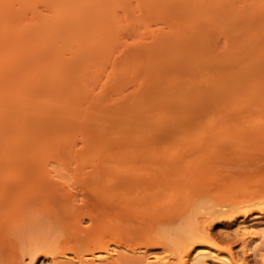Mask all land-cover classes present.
Wrapping results in <instances>:
<instances>
[{
    "label": "bare ground",
    "instance_id": "6f19581e",
    "mask_svg": "<svg viewBox=\"0 0 264 264\" xmlns=\"http://www.w3.org/2000/svg\"><path fill=\"white\" fill-rule=\"evenodd\" d=\"M241 1L245 0H0V160H3V156H6V153H4V151L10 153L11 149L13 151L17 150L13 148L21 145L20 143H17L16 145V142L20 138L17 141H13V139L10 140V136L12 137V135H14L12 133L13 131H15L14 133L18 134V137L20 133H23V129L21 127L23 125L21 121L24 124L25 119L26 121L28 118H30V120H32L33 118L37 119L39 115L34 116L32 114L36 111L35 109L33 110V107L35 108L36 106V109L44 108L43 106L45 102L43 103L41 101L45 100L40 99L41 94L39 93H42V91L46 89L47 92L48 89L51 88H54V90L62 89L58 88V86L60 87L59 81H61L62 79L61 76H63L65 73V70H62L65 67L68 68L67 66L72 67V65H74L68 63L71 62V60L69 61V59H72V57L70 58V56L75 53V49L73 50V45H76V51L77 49L79 51L80 47L85 46V49L82 47V51L84 53L87 51V49L91 48L90 51L92 50L94 56L96 54L100 55L96 56L98 58L97 60L102 59L101 65L103 71H101V68L99 67L100 69H98V73L100 71L102 72V74L105 73L104 70L108 69L105 68L107 66L106 64H109L111 62V60L110 62H108L109 59H111V57L109 58V56L111 55L114 58V54L117 53V51L115 50L119 48V51L121 48L119 45V47L117 46L116 48V46H114L113 44H118L120 42L122 44L126 43V41L122 42V37L121 41L118 42V38L120 39L119 36H125L122 34L123 32L125 33V31H122L124 29L118 27L120 25L118 21L121 22V19L119 20L120 17L118 15L119 9L124 10V13L127 11L130 14L135 13L134 15L138 16H140L141 13V16H147L148 12V16H156V12L157 15H162V17L159 16V18L162 19V22H166L167 24L162 23L158 18V21L162 24L160 23V25H158L157 23L159 22L156 21L157 29H153L152 25L150 27V24L149 26L146 24L148 27H145V25V29L141 32V35L143 36L140 37H143V39H141L140 41L145 42L143 43V45L145 44L146 47H152V45L148 46L149 44H151V42L148 44L146 41H149V39L153 37L154 40L162 42V40L165 38V36L163 38V35H165L166 31L168 33H166V38L167 36H170L169 33L173 32L170 28L171 25H168V23L172 24V26L174 27L172 28L174 30V33H181L179 32V29L181 30V26L177 25L185 24L187 20L185 21V23L182 20L180 22L177 21L178 18H176V15L179 14L181 16L188 12V17H186L187 15H184V17L186 18H182L183 20L188 19L187 22H189V20L190 22L193 21L191 20L192 16H194V18L196 17V21L197 19L200 20L201 17H204L205 19L203 18L201 19V21L203 20L202 22H206L207 24L209 23V25H212V27L217 22H220V25L218 23L216 24L218 25L216 27H219V29H221V22L224 19L226 22H223L228 24L229 21L230 26V23H232V21L234 20L235 14L239 16V20L247 19L246 15L249 14V11L253 9L252 13L254 14L253 11L257 9L254 10V8L251 7L252 5H248V2H246V7L244 6L245 4L240 5L239 3ZM177 6L179 8L176 9ZM168 7H171V9L178 11L177 12L172 10L176 12L174 13L175 17L172 15L171 11L172 18L168 19L167 16H169L170 14L168 13V10H165L169 9ZM182 8L183 10H185L184 13L180 12ZM162 10L164 13L168 14H162ZM137 11H141L140 15L136 14L139 13ZM127 12L125 13L126 16L129 15ZM262 14L263 15L261 19L264 18V13ZM197 15L199 16L197 17ZM223 15H225L224 19H222ZM245 16L246 18H244ZM219 17H221V19ZM228 18H230V20ZM173 19L175 20L173 21ZM206 19L207 21H211L207 22ZM219 19L220 21H218ZM248 20H250L251 22V18H249ZM175 21L178 22V24L175 23ZM223 22L222 25L224 24ZM245 22L247 21L245 20ZM241 23H244V21H242ZM131 24L134 25L133 21ZM163 24L164 26L162 28ZM193 24L194 23H191L188 26V24L186 23L185 25L187 27H190V25L192 26ZM137 25L140 24L137 23ZM166 26L169 29L166 28L165 30ZM175 26L180 28H178L177 30ZM149 27L152 28V30ZM159 27L164 30H160L161 32H156L157 30H159ZM167 29L170 31H168ZM219 29L216 30L219 31ZM146 30L147 34L144 33V31ZM212 30H215V28H213ZM230 32L233 33L232 29L230 30ZM174 33H172L173 38L174 35H176ZM180 35L181 34H178V37H176L178 38V42L179 40L182 41L184 39L182 36L180 37ZM144 37L147 38V40ZM184 37H186V35ZM166 38L164 39V41L167 42ZM169 39H172V37H169ZM185 39L183 41L187 45V40ZM168 42L171 43V46L174 43V39L168 40ZM225 43L226 48L228 49L227 51L229 53V65L227 71L228 73L226 72L227 74L225 75L226 79L223 78L224 82L226 80V85L225 83L223 85L227 89L225 91H228L226 92V94H228L226 95V98H228V100L226 101H228L229 104L227 105V103H224L225 107H227L226 110V108L223 107V105L220 103L225 109V111H222L223 114H220L218 116L220 120L218 119V117H215L216 119H213V121H216L208 122L210 123V125H208L207 127H205L207 123L204 125L202 124L203 126L200 125L198 127V133L200 134L199 136H201V134H204L203 136L207 138L211 137L208 138L210 140L218 135L222 140L223 143L220 142L221 140L218 139V137H215L213 139L215 142L213 140H210L212 143H216L214 144V146H219H217L218 149L214 148L213 144H211V142L209 141V143L211 144H209L211 154L213 155L214 153L216 157V159H214L217 160V163L221 160V157L225 155V152L222 150H228L226 149L227 147L229 149L239 150V156H247V154H250L256 149H264V144H261L263 143L262 141H264V59L258 61L253 68L245 69V67H242L241 69H238L241 62H243L244 60L246 61V59L252 54L253 49L256 48L258 44L261 43V41H254L245 44L241 38H227ZM176 44L177 42L175 40V44L173 45L177 46V48H183V46H185V44L181 46V44L183 43H178L177 45ZM68 45L70 46L67 47ZM159 45L161 44L159 43ZM178 45L180 47H178ZM70 47H73V51L70 50L73 53L71 52L70 56H68L69 53L67 51ZM109 48H112V50L113 48H116L115 50H113L115 52H112ZM153 48L154 47H152V49ZM82 51L80 50L79 53H83ZM90 51H88V53ZM108 51L110 52V54ZM118 53L116 54L118 60L116 58L114 59V62L115 60L117 61L113 63L114 65L112 64L113 68L115 67V65L117 66L116 63H118L120 61L119 59H121V56H118ZM85 54H87V52ZM74 55L77 56L76 59H82V57L80 56V58L78 55H76V53ZM89 55L93 56L91 52L89 53ZM66 56L69 57V59H67ZM75 56H73V58H75ZM104 59L107 60V62L104 61ZM74 60L75 59H73L72 61L74 62ZM78 60L75 63H77ZM66 64L68 65L66 66ZM159 64L155 65L154 69H156L157 66L159 68L162 65ZM117 67L116 69H114V72L112 69L111 72L107 73L106 71L105 74L110 75V73L113 72L112 74L116 75V73L119 72V70H117ZM236 67H238V70L236 69ZM89 68L91 67L85 68L86 70L84 71H87ZM126 68L122 69L123 71L120 72L121 75L123 74L124 70L130 69V66L128 65ZM68 69H66L68 73L72 71L71 68L69 69L71 71H69ZM218 70L220 71L221 69H216V73L221 74L220 72H218ZM90 71L91 69H89L88 74ZM158 71H161V68H159ZM214 71L215 67L213 69V73ZM209 72L212 73V69ZM69 74H72V72ZM112 74L110 75V77H113ZM104 75H101V78H103ZM109 75H107V78H105V80L103 79L104 83L108 80V78L110 79ZM212 75L213 74H211L210 77L212 78V80H214L217 75H215V77L213 76L214 78L212 77ZM97 76L96 82L100 79V77H98L97 80ZM219 78L221 79L222 77L219 76L218 79ZM100 82L101 81L97 82V84L99 83L98 85L95 83V86L97 85V87L101 88L102 86H100ZM215 82L212 83L215 85ZM219 82L220 84H222L223 81ZM219 82L218 84L216 83V87L219 86ZM104 83L102 84L104 85ZM97 87H92L91 91H96ZM216 87L214 88L216 89ZM245 87L249 88V94L243 95L242 98L241 96L238 97L237 93ZM124 89L125 88H123V90ZM49 91L51 93L53 92L52 90ZM93 91L92 93H94ZM48 94H42L41 96L45 97ZM77 94L79 93L77 92ZM68 95L70 97V94ZM38 97L39 99H37ZM63 98L64 97H61V99ZM87 98L90 99L89 97ZM33 99L40 100L39 104L37 102V105H32L34 103ZM50 101L52 100L50 99L49 103ZM143 103L145 104V102ZM53 104L54 101H52V104L50 103V106H53ZM220 104L219 107L221 108ZM45 105L48 110V103L46 102ZM52 106L51 109L54 108V106L53 108ZM216 106H218V104ZM223 108L218 109L220 111ZM31 111L33 112L31 113ZM38 111H36V114H38ZM41 111L42 114L46 112L45 110ZM29 113L30 115L32 114L33 117L29 115L30 117L27 116V118L26 115ZM39 114H41V112H39ZM24 116L26 118H24ZM21 117L24 119L22 120ZM27 122H25V124ZM200 127L204 129L202 133H200L199 131ZM223 128L225 129L223 130ZM202 129L200 130L202 131ZM220 129L223 130L221 131V134H223L224 137L221 136V134L219 135ZM227 129L229 130L226 132ZM169 132L170 131H167V133ZM177 134L175 133L176 136ZM168 137L169 139L167 138V136H165L167 140L172 139L170 136ZM174 137L175 136H173V138ZM205 137L203 138L206 141L207 139H205ZM189 139H186L183 143H181V145L184 144L183 146H180L178 149L174 148V151H169V158V154H166L167 151H164L163 154L167 155V158L165 159H162L160 156H162L163 154L159 153L162 155L159 156L156 154V157H159V159L155 160L156 157L153 156V154L155 155V153L159 151L155 145L152 146L155 150V153L153 154L149 152H153V149L150 146L145 147V149L150 147L149 150H147L150 153V158L152 156L153 161H150L151 159H149V156H147L148 153L144 149L142 151H135L134 148V151H131L133 150L132 148L129 151L127 149V151L124 150L123 152H113L110 150H108L109 152L107 150H103V152H96V150H94L89 156H87V158H91H88V160L86 158L87 161L94 159L93 168L91 169H86L87 166L85 165V162L87 161L84 160L82 162H84L83 166L85 168L83 166H78L79 168H76L77 166H69L68 169L66 167L65 170L62 171L61 169L58 170L56 168H51L49 167V165L44 166L42 172L45 176L44 178L42 177L43 179H39L37 181L39 190L51 193L54 192V194L58 195L63 192L59 195L58 198L63 201V204L59 202L61 206H63V209L64 207H69L70 210H76V213L74 214V224L72 223L73 227L76 229L74 230V233H71V236H73V238L79 242L85 240L83 242H86V244L88 245L92 244L91 247L93 246L94 248H91V250L89 249L86 253H82L77 250L70 251L61 247L59 248L58 246H49L48 243H45L43 245L32 247V249L28 251L29 261L26 262V264H37L38 256L40 255H45L48 264H264V201L260 203L256 210L249 206L238 210L235 208L236 206H228L227 203H224L222 201L209 203L200 200L201 203H199L198 201L201 197H196L197 195H211V193H214V195L217 196V194H220L219 190H223L222 192H232V190L228 191L227 185H225L229 179L228 178L227 181L224 180L227 176L224 175L225 169H219V171H217L218 168L215 161H213L215 163L214 165H216L215 167H211L210 164L209 166L206 165L207 162L205 164V161L201 157H198L200 156L198 147L195 148L192 143V139L191 141ZM240 139L242 140L239 141ZM228 140L231 142L230 144H234L230 145L228 143ZM225 141H227L226 144L228 143L229 146L224 144ZM256 141L260 142L258 143L259 145L256 144ZM240 142L244 145L243 147ZM72 143L73 148L71 145H69L70 148L68 149L72 150L73 153V151H78L74 149L78 142ZM185 143H187L188 145H185ZM251 143L253 145H257L255 146L254 150H251L253 146L251 145ZM221 144L222 147H227L222 149ZM135 146L133 145V147ZM138 146L140 147V143L137 144V147ZM184 146H188L189 149L188 147L185 148ZM238 146L241 148H239ZM126 147L130 148V146ZM17 148H19V146ZM184 148L187 149L189 153L185 151ZM246 148H249V150L251 151H246ZM240 149H242V151H240ZM70 150L69 152H71ZM190 150L192 152L195 150V152H193L195 155L190 152ZM217 150H219L218 153ZM220 151L223 153L221 154ZM243 152H245V154ZM185 153L188 154L186 155ZM220 154L221 157L218 159L217 157ZM181 155L184 158H182ZM164 157L165 156H163V158ZM96 158L99 162L95 163ZM179 158L181 159V161L179 160ZM207 158L208 157L206 156L205 160H207ZM145 159H148L147 162L150 161L152 164L157 161L160 162L161 160L162 164L157 162L158 167L153 171L152 164L149 165L148 163H145L146 165H149V167L152 166V169L150 168L151 173H148L149 171H147L146 174H143L142 171L140 172V170L146 171L144 170L146 165L143 168L144 163H141L140 165L138 164V162H144L142 160ZM197 160L198 162L195 163ZM202 160L204 163L202 162ZM179 162H182L184 166ZM97 163L98 165H96ZM191 163H193L194 165ZM199 164H202V167ZM198 165L199 167H201L200 170H198ZM177 166L180 167V169L176 168ZM215 168H217L215 170L217 172L214 171ZM31 172L32 173L29 174L20 173V179L12 186H7L8 194L6 192L4 195L0 196V210L4 209L5 207H7V205L9 206L10 204L14 205L15 203L19 202L22 206L29 205L33 201L34 194L30 195V198L26 200L17 197V195L15 194L13 196L11 195L13 191L20 190L26 186H29L32 181L30 179V175L33 174V171ZM16 173L19 172L16 171L13 174L16 175ZM217 173H222V175L225 176V178L223 176V179L222 177L221 180L219 179V183L216 182L218 180L216 177L219 176L217 175ZM205 174L206 176L204 177ZM214 174H216V176ZM207 177L209 178V180L207 179ZM4 179H6V176H3V174L0 175V183H2ZM214 179L217 180L215 181ZM251 179L252 181H249ZM222 180L223 183H225L224 188L223 183L220 185ZM253 181L254 179L251 177L248 179L247 184H252ZM259 181L260 182H256L255 180L256 184H252L251 187L257 185V183L260 184L261 194L259 195L258 193H255L251 195L248 201L252 202L264 196V179L263 184L261 180ZM210 182L212 184L218 183L217 187L213 186L214 191L213 189L208 190L210 187L212 188ZM204 184L206 186H203ZM207 184H209V188H207ZM121 187L124 188L122 189ZM234 191L236 192L237 190L233 189V192ZM166 194H169L170 199H164V197H167ZM160 195L161 198L159 197ZM162 196L164 200L162 199ZM161 199L164 202H162ZM166 200L167 202H165ZM196 200L198 201L195 202ZM192 201H194L197 206H193L195 203ZM41 202L44 204L43 206L47 207L48 209L52 208L53 210H56L52 205L47 203L46 200H41ZM189 202H191V205L189 204ZM69 208L67 210H69ZM20 210L21 209H19L17 206L14 209V213L19 214ZM126 214L131 219L127 218ZM140 214H147L148 216L152 217L156 221L155 224L153 225L154 222L152 219H150L151 221L148 222V224H145V222H147V220L144 221L146 217H142ZM138 215L141 216V219L143 218L142 220L144 222L140 221L141 219L135 220L136 218H140V216L137 217ZM238 215L242 216L241 219H237ZM221 218L234 220L237 226L235 228L236 236L239 241V248L237 250H235L231 245H222L216 240L215 234L213 232V227L215 223ZM130 220H134L135 222L140 221L139 223L141 226L138 222H136L137 225L134 223L135 225L133 224V226L131 227L127 226L129 225L128 222ZM86 221L90 222V224H88L87 226L85 223ZM149 223H151L153 226H151ZM72 224L69 225L72 226ZM145 225L146 228L149 229L150 227L151 230L149 231L148 229H146V231L149 232H146V235L150 238V242L142 247H131L129 244H126V242L128 240H131V238L137 237L138 235L140 236L141 232L144 231ZM75 231L78 232L76 233ZM136 234L137 236H135ZM107 236H114L115 240L113 242H109L106 239ZM150 246L154 248L161 247V249H163L161 250V253H156L154 251H152L154 253H151L149 252L150 250H148ZM23 257L24 256H21V261L24 262L25 259Z\"/></svg>",
    "mask_w": 264,
    "mask_h": 264
},
{
    "label": "rangeland",
    "instance_id": "374dc122",
    "mask_svg": "<svg viewBox=\"0 0 264 264\" xmlns=\"http://www.w3.org/2000/svg\"><path fill=\"white\" fill-rule=\"evenodd\" d=\"M246 2H248V5H252L251 7L254 8V10L257 9L253 11L254 14L252 13L253 9L249 11V14L246 12L248 14L246 15L247 19H244V20H239V16L235 14L234 20L232 21V23H230V26H229V21L227 19L226 20L228 21V24L223 22L225 21L224 19L225 15H223L222 19L224 20H222V22L225 25L223 24L224 25L223 26L221 22V26H220L221 29H219V27H216L218 26L216 24L217 23L219 24L220 22H217L216 24H214L215 27L214 26L212 27V25H209V23L207 24L206 22L205 23L202 22L203 20L201 21V19H203L204 17H201V18L199 17L200 20L197 19L196 21L195 19L196 17L194 18V16L191 15L193 18V19L191 18V20H193L192 22H190V20L189 22H187L188 19L183 20L182 18L188 17V14H187L188 12L180 16L179 14L180 12H183V13L185 12V10H183L182 8L181 11L177 13L179 15L175 14L176 18H178L177 21L180 22L182 20L185 23V21L187 20L186 23L188 24V26L191 23H194V24L192 26L190 25V27H187L185 25L186 23L177 25L178 22L175 21V23H177L176 24L177 26H181V30H182L181 31L179 29V32L181 33L177 32L176 34L174 33V30L172 29L174 28L172 24L168 23V25H171L170 28L173 31L171 32L176 34L177 36L174 35V38H173L172 33H169L170 36H167L166 38V33H167L166 31L165 35H163V38L165 36V38L167 39V42L168 40L174 39L173 44H175V40L177 44L183 43L181 44V46L185 44L183 48L180 47L179 45L178 47L180 48H177V46L173 44L170 46L171 43L169 42L171 41L168 42L169 43V46H168V43L164 41L165 38L162 40V42L161 41L159 42L158 40H154L152 36H150L152 38L149 39V41H146L148 44L151 42V44L149 45L146 44V45L148 46L152 45V47L156 49L154 48L152 49L151 46L146 47L145 44L143 45V43L145 42L140 41L141 39H143V37H140V36H143L141 35V32L145 29V27H148L149 24H150V27L152 25L153 29L157 27V24L160 25V23L162 22L161 21L162 19L159 18V16L162 17V15L161 14L157 15V12H156L155 13L156 16H151V15L148 16L149 14L148 12L147 16H145L144 14H143L144 16H141L142 15V13L140 15L141 11L140 12L137 11L139 13H136V14L140 15L138 16V15H134L135 13L134 14L132 13L133 14L132 15L126 11L129 14L128 16H126L125 14L126 12L124 13V10L119 9L118 15L120 17L119 20L121 19V22L118 21L120 24L118 27H121L122 29H124L122 31H125V33L123 32L122 34L125 36H119L120 39L117 36V38L119 40L118 42H120L121 39L123 38L122 42L126 41V43L122 44L120 42L118 44H113L114 46H116V48L118 45L121 47L119 51H118L119 48L117 50H115L116 48L115 49L113 48V50L117 51V53L119 52L118 56L119 55L121 56L120 57L121 59H119L120 61L116 63L118 67L116 65L114 68L112 67L114 65L113 63H115L118 60L116 57L117 53L114 54L115 56L113 58V56L111 55L109 56L110 52L108 51L109 52L108 56L109 58L111 57V59L109 58L107 59H109L108 62H110L111 60L110 62L111 65L110 63L106 64L108 67L106 66L105 68H108V69L107 70L105 69L104 71L105 73L106 71L107 73H109L113 69V72H114V69H116L117 67L118 68L117 70H119V72L116 73V75H113L112 74L113 72L110 73V75L112 74L113 77H110L109 74H105V73L102 74L101 72L103 71L102 65H101L102 59L100 58L101 60H97L98 59L97 56H100V55L96 54L97 56L96 55L94 56L92 50L90 51L91 48L87 49V51L85 50L87 54H85L86 52L84 53L82 51L83 48L85 49V46L83 47L82 45L81 46L83 48L80 47L79 51L78 49L76 51V48H75L76 45L75 46L73 45L74 48L70 47L71 49L70 48L68 49L67 51L69 53V54L67 53L68 56H70L71 52L75 49L74 52L76 53V55H78L79 57L81 56L82 59L80 60H78L79 58L76 59L77 56L74 55L75 53L70 56V58L72 57V59H69V57L66 56V58L69 59V61L71 60V62H68V63L74 64V65H72L71 67V66H67L68 64H66V66L69 69L71 68L72 71L66 67L63 68V70L61 68L62 71L65 70V73L63 75V72H62L63 76H61L62 79L61 81H59L60 87L58 85L57 86L59 89L60 88L62 89L54 90V88L53 89L51 88V89H48V91L54 90L52 93L50 91L49 92L47 91L49 93L48 94L46 92L47 89L42 91V93L41 92L39 93L41 95L48 94L45 97L40 95V99L45 100L41 102L48 103L47 105L48 110L45 107L46 106L45 103H44V106L42 105L44 108L36 109L35 105H37V102L39 104L40 100L33 99L34 103L36 101L35 104L34 103L32 104L35 106V108L33 107V110L35 109L36 111L38 110L39 111H38V114H36V111L35 112L31 111V113L33 112L32 114L34 116L36 115L37 116L39 115V116L37 117V119L33 118L35 120H33L32 118H31L32 120H30V118L28 117L30 116L33 117V115L32 114L30 115V113L26 115V117L28 116L27 117L28 122L26 121V119L24 120L25 122H27L26 124L25 122L23 124V122L21 121L23 125L21 126L23 129L22 130L23 133L22 134L20 133L18 137V134L14 133L15 131H13L12 133L14 135H12L11 133L12 137L10 136L11 138L10 140L13 139V141H17L20 138L16 142V145L17 143L21 144V145H18L19 148H17L18 146L13 148V149H17L18 152L17 150L13 151L12 149L10 153L4 151V153H6L5 154L6 156H3L4 159L0 160V175L3 174V176H6V179H4L2 183H0V196L4 195L6 192L8 194L7 186L8 185L12 186L13 184H15L21 177L20 173L29 174V173H32L31 171H33V174L30 175V179L32 181L29 184V186H26L20 190L13 191L11 195L13 196L15 194L17 195V197L26 200L30 198V195L34 194L33 197L34 199H36V200L33 199V201L29 205L21 206L20 203L18 202V203H15L14 205L13 204H10L9 206L7 205V207L0 210V264H26V262L29 261L28 251L31 250L32 247H36L37 245H43L45 243H48L49 246H53V247L58 246L59 248L61 247L66 250L68 249L70 251L77 250L82 253L83 252L86 253L89 249L91 250V248H94L93 246L91 247L92 244L88 245L86 244V242H83L85 240H82V242H79L75 240L73 236H71V233H74V230L76 229L73 227V224H74L73 221L75 220L74 214L76 213V210L75 209L70 210L69 207L68 208L70 211L67 210L68 208H65V207L63 209V206H61V204H63L62 203L63 201L61 199H58L59 195L63 192L60 191L61 193L58 195V194H54V192L51 193V192L41 191L39 190L38 188L39 185L37 184V181L39 179H43L45 176L44 173L42 172V169L44 166L49 165V167L51 168H56L58 170L61 169L62 171L65 170L66 167L68 169L69 166L70 167L77 166L76 168H79L78 166L82 167L84 165V162H82L83 160L87 161L88 158L89 159L91 158V157L87 158V156H89L91 152H93L94 150H96V152H99V151L103 152V150H107V151L110 150L113 152H116V151L123 152L124 150L127 151V149L129 151L132 148L133 150L131 151H134V148H135V151H139V150L142 151L144 149L148 153L147 156H149L150 153L151 154L155 153L154 147L152 146L156 145V148L159 150L158 152L155 153V155L153 154V156L156 157V154L160 156L164 153V151L165 152L167 151L166 154H169L170 153L169 151H174L173 150L174 148L178 149L180 146L184 145V144L181 145V143H183L184 140L190 138L189 140L191 141L192 139V143L195 146V148L198 147L200 151L199 153L200 156L198 157H201L205 161V164L207 162L206 165L209 166L210 164L211 167L212 166L215 167L217 165L218 169L215 168L214 171L216 169L217 171H219V169H222V170L225 169L224 175H227V176H226V179L224 180L227 181V179L228 178L229 179H228V182H226V184L223 183V180H222L220 185L223 183V185L224 184L227 185L228 191L232 190V192L230 191L222 192L223 190L222 191L219 190L220 194L219 195L217 194V196H215L214 193H211V195H197L196 197H201V198H199V201L196 200L195 202L198 201L199 203H201L200 200H202L203 202L206 201L209 203L222 201L224 203H227L228 206L229 205L236 206L235 208L238 210L243 209L246 206H249L253 208L254 210L258 208L260 203L264 201V196L252 202L248 201V199H250L251 195L255 193H258L259 195L261 194L260 184L257 183V185L252 186V187L251 185L254 183L256 184L257 181L260 182L259 180H261L263 184L264 149L262 150L261 148V150L260 149L254 150L255 146L257 145H253L251 143V145H253L251 150H254V151L251 152L250 154H247V156L243 155L244 156L243 157V156H239L240 155L239 150L229 149L227 146L222 147V144H221L222 149L227 147L226 149L228 150H222L225 152V155H223L222 157H221V154L223 152L220 151L221 154L217 158L219 159L221 157V160L218 161L217 163V160H215L216 157L214 153L213 155L211 154L209 141L210 140L212 141L215 137H218V139H220L219 136L218 135L215 136L214 134L215 137L209 140L208 138H211V137L207 138L203 136L204 134H201V136H199L200 134L198 133V127L200 125L203 126L206 123L207 124L205 127L210 125V123L208 122H212L213 119H216L215 117H218L220 114L221 115L223 114L222 111H225V109L223 108L225 107L224 103H227V105L229 104V102L226 101L228 100V98H226L227 97L226 95H228L226 94V92L228 91H225L227 89L223 85L226 82V80L224 82L223 78H225V75L228 73L227 71H228V65H229V61H228L229 53L227 51L228 49L226 48V43H225L226 39L227 38H234V39L241 38L245 44L251 43L254 41H261V43L258 44V46L253 49L252 54L246 59V61L245 60L243 61L241 59L243 62H241L240 66L238 64L239 68L236 67V69L237 68L241 69L242 67H245V69L253 68L255 67L258 61H261V59H264V18L261 19L263 15L262 13H264L263 12L264 11V0H250V1L245 0V1H241L239 4L240 5L245 4L244 6L246 7L247 6ZM168 8L170 9V11L169 9H165V10H168V13L170 14L169 15L170 17L167 16L169 19V18H172L171 11L174 9H171V7H168ZM177 8L179 7L177 6L176 9ZM132 10H135V9H132ZM174 11H177V10H174ZM174 11H172L173 16H174V13H176ZM161 13L162 14L164 13L163 10L161 11ZM168 13H164V14L167 15ZM250 13H252L253 15ZM184 15H187V16L184 17ZM198 16L199 15H197V17ZM246 16L244 18H246ZM167 17H164V18H167ZM158 18H159V21L161 22L158 21ZM219 18L221 19V17ZM249 18H251V22L250 20H248ZM220 19L218 21H220ZM228 19L230 20V18ZM174 20L175 19H173V21ZM245 20L247 22H245ZM132 21L134 25L131 24ZM156 21H158L159 23H157ZM210 21L208 20L207 22H210ZM242 21H244V23H241ZM137 23H139L140 25H137ZM164 24L162 25V28ZM167 26L165 27V30L166 28H168ZM160 27H159V30H157L156 32H161L164 30ZM178 28L180 27H176L177 30ZM213 28H215V30H212ZM150 29L152 30V28ZM216 29H219V31ZM231 29L233 33L230 32ZM144 33L147 34V30L144 31ZM178 34H181L180 37L182 36L184 39L186 38L185 40H187V45L186 43H184L183 38H180V39H183L182 41L181 40H179V42L177 41L178 38L176 37H178ZM185 35L186 37H184ZM169 37H172V39H169ZM145 39L147 40V38ZM159 43L161 45H159ZM70 45H68L67 47H69ZM172 47H176V48H172ZM80 50L85 55L83 53H79ZM110 50L112 52H115L112 50V48ZM88 51H90L93 56L89 55L90 52L88 53ZM73 56H75V58H73ZM115 58L117 60H115L114 62ZM73 59H75L74 62L72 61ZM77 60L79 63L78 62L75 63ZM104 61L107 62V60L105 59ZM158 64L159 65L162 64L159 67L161 68V71H158L159 69L158 66L156 69H154L155 65H158ZM128 65L130 66V69L124 70L123 74L121 75L120 72L123 71L122 69H125ZM88 67H91L89 68L91 69L89 74H88L89 69L87 71H84L86 70L85 68H88ZM99 67L101 68V71L98 73V69H100ZM214 67H215V71L213 73ZM66 69L71 71L72 74H69L71 72L68 73ZM211 69H212V73L209 72ZM216 69H221L220 71L218 70V72H220L221 74L216 73L217 72ZM209 73L213 74L212 77L213 76L215 77V75H217V77L215 78L213 77V78L214 80L216 79L218 81L215 80L216 81L215 82L214 80H212V78L210 77L211 74ZM99 74L101 75L105 74L104 75L105 77L103 76V78H101L102 76ZM218 74L220 77H222L221 79L219 78L220 80L218 79L219 77ZM107 75H109L110 79L108 78V80L104 83V80L105 78H107ZM96 76H97V80H98V77H100L99 81H101L100 86H102L101 87L102 89L100 87H97V85L99 84V83L97 84V82L99 81L96 82ZM210 78H211V82H210ZM101 79L102 80L104 79L103 82ZM219 81H223L222 84H220ZM212 82L213 83L215 82V85ZM218 82H219L220 87L219 86L216 87ZM95 83L97 84L96 86H95ZM102 83H104V85ZM212 86L220 90L217 89L218 90L217 91ZM92 87H97L96 91L92 90L94 93H92L91 91ZM123 88L125 89L127 88V89L123 90ZM249 91H250L249 88L245 87L241 89V91H239L240 93L238 92L237 95L238 97L241 96L242 98L243 95L249 94ZM77 92L79 94H77ZM68 94H70V97ZM61 97H64V98L61 99ZM87 97H89L90 99H88ZM37 99H39V97ZM50 99L54 101L53 106L55 104L57 105V106L55 105L54 108L51 105L53 109H51V106H50V103L52 104V101H50L49 103ZM143 102H145V104ZM220 103L223 105V107ZM217 104L218 106H216ZM219 104L221 108L224 109V110L223 109L220 110L221 112L219 111V109H221L219 107ZM225 108L227 110V107ZM41 110L46 111V112L43 111L45 112L43 113L44 115L42 114ZM39 112H41V114H39ZM26 117L24 116V118ZM24 118L21 117L22 120ZM218 119L220 120L219 117ZM223 119H224V116H223ZM192 123L194 125L196 124L195 127ZM200 129L202 128L201 127L199 128L200 133H202L204 129H202V131ZM224 129L225 128H223V130ZM229 129H227L226 132ZM223 130L220 129V133L218 132L219 135L221 134V131ZM164 131H165V134H164ZM167 131H170V132L167 133ZM175 133L176 134L178 133L177 136L175 135ZM172 135L175 137L173 138ZM165 136H167L168 139H169L168 136L170 137L172 136L171 137L172 139L167 140ZM202 136L205 137V139H207L206 140L207 142L204 140ZM221 136H223V134H221ZM241 140L242 139H240L239 141ZM72 142H75V143L78 142L76 147L74 144V147H75L74 149L78 151L76 152L73 151V153H72V150L68 149L70 148L69 145H71L73 148ZM220 142H222V140ZM226 142L227 141H225L224 143L225 145H228V143L229 144L231 143L229 141L226 144ZM262 142L263 143L261 144L263 145L264 141ZM132 143L134 146L136 143V146L133 147ZM138 143H140V147L138 146L139 148L137 147ZM258 143L260 142L256 141V144ZM186 144L187 143H185V145ZM211 144H213L214 146V144L216 143L211 142ZM233 144H230V145H233ZM240 144L242 145V147L244 146L241 142ZM125 145L130 146V148L129 147L127 148ZM148 146H150L153 149V152L152 151H149L150 153L148 152L150 147L147 148L148 150L145 149V147H148ZM217 146H214V148L218 149L219 146L218 147ZM9 150H6V151H9ZM69 150L71 152H69ZM195 150L193 152H195ZM248 150L249 148L246 151ZM185 151H187V149H185ZM240 151H242V149H240ZM190 152L192 151L190 150ZM218 152L219 150H217V153ZM159 153H162V154H159ZM243 153L245 154V152ZM166 154L165 155L163 154L160 157L162 159H165L167 158ZM1 155H2V152H1ZM205 155L208 157L207 160H205L206 158ZM163 156L165 157L163 158ZM169 157H170V154L168 158ZM149 159H151L150 161H153L152 156L151 158L149 156ZM157 159H159V157L158 158L156 157L155 160ZM93 160L85 162L86 163L85 165L87 166L86 169L93 168V163H94ZM96 160H95V163L99 162L98 160L97 161ZM145 160H142L144 162H138V164L140 165L141 163H144V165L142 164L143 168L147 163L149 165L152 164L150 161L147 162L148 159L146 161ZM179 160L181 161L180 158ZM198 160L194 162L197 163ZM213 161H215L217 164L214 165L215 163ZM157 162L162 164L161 160L160 162L159 161ZM157 162L152 164L153 167L152 166L149 167V165H146L144 168V170L146 171L140 170V172L142 171L143 174H146V172L149 171L148 173H151L150 171L152 168H153L152 170L154 171V169L158 167ZM179 163H182V162H179ZM96 165H98V163ZM147 166L149 167V169L151 167L152 168L149 170ZM178 166L176 168L180 169V167ZM201 167H199L198 170H200ZM16 171H18L19 173H16V175H14L13 173ZM222 173L221 174L217 173V175L220 176L222 175ZM206 174L204 175V177L206 176ZM214 175L216 176V174ZM224 175L220 176V178L218 176L216 177L218 180L217 179H214V180L215 181L217 180L216 182H218L219 179L221 180V177L223 179ZM251 177L254 179L253 183L250 182L252 184H247L248 179ZM207 179L209 180L208 177ZM249 181H252V179ZM218 183L212 184L210 182L212 188L210 186L209 188L208 187L209 184H207V188H209L208 190L213 189L214 191L213 186L217 187ZM225 185L223 186V188L225 187ZM203 186H206V185L204 184ZM121 188L123 189L124 187H121ZM233 189H236L237 191L236 192L234 191L235 192L234 193ZM263 191H264V188H263ZM166 195L167 197H164V199L166 198L170 199L169 194H166ZM166 195H163V196H166ZM163 196H162V199H163ZM159 197L161 198V195ZM41 200H46L47 203L52 205L56 210H53L52 208L48 209L47 207L43 206L44 204L41 202ZM163 200L162 202H164ZM59 202H61V204ZM165 202H167V200ZM190 203L191 202H189V204ZM17 206L19 209H21L19 214L14 213V209ZM193 206H197L196 203ZM127 214H126V217L129 218L130 212L128 214L129 217L127 216ZM140 215H138L137 217H139ZM141 216L146 217L144 221L147 220V222H145V224L146 223L148 224V222L151 221L150 219L153 220L154 222L153 225L156 222L155 219L148 216L147 214H143ZM141 216L140 218H136L135 220L141 219ZM241 217H242L241 215L240 216L238 215V218L237 217L236 218L241 219ZM142 219L140 221H143ZM226 219L227 218L219 219L213 227L214 228L213 232L215 234V237L218 243L222 245H226V246L231 245L233 246L235 250H237L239 248L238 247L239 241L236 236V230H235L237 226L234 220H229V219L226 220ZM130 221L128 222L129 225L127 226L131 227L133 226L134 223L137 225L136 222L138 221L135 222L133 220L131 221L132 223ZM85 223H86V226L90 224L89 221H86ZM69 224H72V226ZM149 224L153 226L151 223ZM68 225L70 228L71 227L72 228L70 229ZM146 229L148 228H146V225H145L144 231L141 232L140 236L139 235L137 236L136 234L135 236L137 237L131 238V240H128L126 244H129L131 247L132 246L142 247L146 245L147 243H149L150 238L146 235L149 232H147ZM148 230L151 231L150 227ZM75 232L77 233L78 231H75ZM106 239L109 242H113L115 240V237L107 236ZM162 249L161 247L154 248L150 246L148 250H150L149 252L151 253H154V252L161 253ZM21 256H24L23 257L25 259L24 262L21 261ZM37 264H48L45 255L38 256Z\"/></svg>",
    "mask_w": 264,
    "mask_h": 264
}]
</instances>
